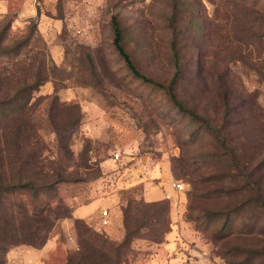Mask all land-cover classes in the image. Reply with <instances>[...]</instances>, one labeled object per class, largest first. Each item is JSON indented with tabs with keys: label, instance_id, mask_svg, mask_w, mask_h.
<instances>
[{
	"label": "rangeland",
	"instance_id": "1",
	"mask_svg": "<svg viewBox=\"0 0 264 264\" xmlns=\"http://www.w3.org/2000/svg\"><path fill=\"white\" fill-rule=\"evenodd\" d=\"M113 17L158 83L176 74L175 42L179 97L225 124L222 139L132 72ZM37 80L29 102L5 103ZM0 104V179L21 178L8 158L37 157L25 179L58 181L40 202L61 198L71 215L53 216L39 247L7 242L6 264H78L87 240L114 264H264V0H0ZM29 195L16 199L19 219ZM130 204L140 232L125 243Z\"/></svg>",
	"mask_w": 264,
	"mask_h": 264
},
{
	"label": "trees",
	"instance_id": "2",
	"mask_svg": "<svg viewBox=\"0 0 264 264\" xmlns=\"http://www.w3.org/2000/svg\"><path fill=\"white\" fill-rule=\"evenodd\" d=\"M112 26L114 30V44L118 52L120 53V56L125 60L132 72L136 76L144 79L145 81L153 83L154 85H157L161 88H164L172 99V101L177 105L180 110L190 114L193 119L200 120L203 128H206L209 132L215 135V137L222 139L224 136L223 131L225 128V124L221 125L220 127H217L211 122V120L204 118L202 115L198 114L193 109L185 106L184 100L179 97L178 85L180 82L182 69L179 65V53L175 42H173L172 48L175 57V64L177 66V71L170 83L168 85H165L163 83H158L152 80L146 75H143L137 69L133 60L130 57V54L127 52L125 46L122 43L123 32L117 17L112 18ZM42 83L43 82L41 80H37L31 84L26 85L23 90L17 91L12 98L5 100V103L13 104L23 100H25V102H29L33 97L32 91L39 88ZM225 106V118L228 119L229 117L233 116L234 112V106L230 102L229 97H226ZM18 134L19 136H21L20 131H18ZM19 157L20 155H17L15 161L14 158H8V163L10 162V165L13 162H20L21 164V167L19 169V174L21 175V178L19 179L18 183L14 181L7 183V178L3 179L4 182H2V178L0 179V181L2 182L0 184V264H6L5 254L8 248L7 242H10L11 244H28L33 245L35 247H39L46 242L49 236V232L51 231L54 225L53 216H55V218L71 217V215L69 214V210L66 209L62 204L61 198H58L57 204L55 206L53 205L51 199L43 203H41L42 201L40 202V194L44 190L53 191L56 187V182L58 181L51 183L44 182L39 184L33 182L32 179H25V176H27L28 171L27 168L37 166V164L41 162V160L37 159V157L35 156L30 155L27 157ZM36 173H39V175H43L44 178L49 175L48 173H43V171ZM30 175L31 177H33V174ZM25 192L30 193L28 197L29 199L33 197L34 200L32 201V203H35V206L33 207L32 212L29 213L26 204L21 205V207L23 208V211L21 212L23 217L19 219L15 213V206L16 204L19 205V203L16 202V199L18 198L19 194ZM63 207L64 210L62 211ZM131 209L132 205L130 204L123 210L124 227L126 230L125 243L130 242L138 234V232H140V226L137 227L136 223L133 222ZM235 211H237V209H231L222 212L215 211L208 214V216L213 217L225 215L229 219L231 218V216H233ZM76 220L78 222H81V219L79 218H77ZM162 223L166 225V217H164ZM87 232H92V229L89 228ZM168 232L169 229H165L163 230L162 235L164 236ZM91 236L94 239L98 240L100 235L93 231ZM88 241L89 240H87L88 248L91 249L92 253H90L88 258L83 257L82 260L78 262V264H85L86 261L91 262V264H114V261L112 259L113 257L110 255V253L106 252L98 244H94L93 242L90 243V241ZM102 243L104 248L111 249V243L106 241V239H102ZM69 264L77 263L73 260H70Z\"/></svg>",
	"mask_w": 264,
	"mask_h": 264
},
{
	"label": "built area",
	"instance_id": "3",
	"mask_svg": "<svg viewBox=\"0 0 264 264\" xmlns=\"http://www.w3.org/2000/svg\"><path fill=\"white\" fill-rule=\"evenodd\" d=\"M115 158L118 159V158H119V154H116ZM177 186H178L179 188H183V187H184V185H183V184H180V183H178ZM108 217H109V213H108L107 210H105V211L103 212V214L101 215V220H102V222H103V225H108V224H109L110 220H109Z\"/></svg>",
	"mask_w": 264,
	"mask_h": 264
}]
</instances>
